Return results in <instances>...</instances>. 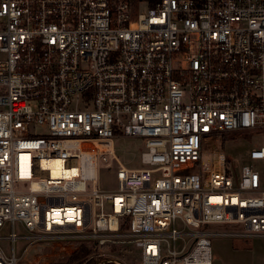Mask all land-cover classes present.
<instances>
[{
    "label": "built area",
    "instance_id": "2783aa9c",
    "mask_svg": "<svg viewBox=\"0 0 264 264\" xmlns=\"http://www.w3.org/2000/svg\"><path fill=\"white\" fill-rule=\"evenodd\" d=\"M261 135L264 0H0V264H19L17 224L91 258L212 264V236L264 237V145L223 151Z\"/></svg>",
    "mask_w": 264,
    "mask_h": 264
},
{
    "label": "rangeland",
    "instance_id": "374dc122",
    "mask_svg": "<svg viewBox=\"0 0 264 264\" xmlns=\"http://www.w3.org/2000/svg\"><path fill=\"white\" fill-rule=\"evenodd\" d=\"M264 145V135L257 137H230L224 142V153L232 159L240 162L246 152L258 146ZM144 151L143 142L139 138H120L115 141V156L129 169H140V155ZM242 164H247L243 162ZM98 165V185L104 191H115L117 182L114 170L106 171L104 163ZM259 166L262 163L258 164ZM260 175L264 170L259 167ZM264 186V185H263ZM26 189V188H25ZM211 230L223 233L231 231L228 227H211ZM11 232L7 226L1 233L6 237ZM14 233L19 237L15 242V254L20 257L19 264H67L71 254L81 247L89 251L87 260L98 264H140V252L132 244H117L104 248V258H94L93 250L83 244H61L60 242H44L28 239V233L19 225H15ZM127 233V229L123 232ZM212 251V264H264V237L244 236H212L210 238ZM10 242L0 240V247L8 250Z\"/></svg>",
    "mask_w": 264,
    "mask_h": 264
},
{
    "label": "trees",
    "instance_id": "16d2710c",
    "mask_svg": "<svg viewBox=\"0 0 264 264\" xmlns=\"http://www.w3.org/2000/svg\"><path fill=\"white\" fill-rule=\"evenodd\" d=\"M126 226L124 225L121 230L125 229ZM89 255V251L81 247L79 250L74 251L71 256L69 257L67 264H98L93 262L92 260H87Z\"/></svg>",
    "mask_w": 264,
    "mask_h": 264
},
{
    "label": "bare ground",
    "instance_id": "6f19581e",
    "mask_svg": "<svg viewBox=\"0 0 264 264\" xmlns=\"http://www.w3.org/2000/svg\"><path fill=\"white\" fill-rule=\"evenodd\" d=\"M57 173H59V172H57ZM57 173H56V174H57ZM72 174H75V171H73Z\"/></svg>",
    "mask_w": 264,
    "mask_h": 264
}]
</instances>
